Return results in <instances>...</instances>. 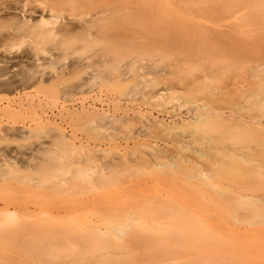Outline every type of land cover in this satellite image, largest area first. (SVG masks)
<instances>
[{
  "label": "rangeland",
  "instance_id": "1",
  "mask_svg": "<svg viewBox=\"0 0 264 264\" xmlns=\"http://www.w3.org/2000/svg\"><path fill=\"white\" fill-rule=\"evenodd\" d=\"M94 1L0 23V264H264V0Z\"/></svg>",
  "mask_w": 264,
  "mask_h": 264
},
{
  "label": "bare ground",
  "instance_id": "2",
  "mask_svg": "<svg viewBox=\"0 0 264 264\" xmlns=\"http://www.w3.org/2000/svg\"><path fill=\"white\" fill-rule=\"evenodd\" d=\"M1 1V0H0ZM3 1V0H2ZM38 1V3L37 4H32V2H30V0H9V1H7V2H5V1H3V2H0V23H1V25H2V23H9L10 24V26H12V28H14V32L13 33H11L10 35H7V36H5L6 38L3 40V41H10V42H8V43H10V44H12L13 42L14 43H16V41H22V39H26V38H30L31 40H30V42H32V44H34V42H35V40L36 39H39L40 37H42V36H45V35H49L50 33L52 34H54V33H61V32H63L64 33V31H62L61 30V27L59 28V26L57 27V25H60L59 23H63V18L65 17L64 15L67 13V16H68V14L70 15V17L72 16V18L75 16H79L78 17V19L80 18V17H82V19H83V17L85 16V15H89V13L91 14V17H90V19H87V18H89V17H87V18H85V19H87V21L85 20V19H83V20H85V22L86 23H89V24H91V22H92V24L94 23V20H96V19H98V18H100L101 19V17H102V13H103V15L105 14V18H106V13H109V15H110V12H107V9L105 10L104 8H110V7H114V6H110V5H108V7L106 6H103V9H101V10H98L97 9V13H98V15H99V17L98 16H96V15H94L91 11H89L88 13H85V12H83V13H85V14H81V13H77V15H76V12H78V10L79 9H81L82 8V6L84 5V6H86L85 4H86V2H83V0H37ZM102 1H104V0H102ZM120 1H122V0H120ZM125 1V0H124ZM93 2L94 3H96L94 0H93ZM93 2H91V3H93ZM106 2V1H105ZM110 1H108V3H109ZM113 2V1H112ZM111 2V3H112ZM126 2H127V0H126ZM83 3V4H82ZM88 3V2H87ZM116 3H119L118 1H116ZM122 3H124V2H122ZM33 5H36V6H34L33 7ZM88 5V4H87ZM99 5V4H98ZM103 5V4H102ZM122 5V4H121ZM124 5V4H123ZM122 5V6H123ZM126 5V4H125ZM124 5V6H125ZM128 5V4H127ZM32 6V7H31ZM110 6V7H109ZM120 7V6H119ZM39 8H40V10H39ZM118 8V7H117ZM116 8V9H117ZM93 9H95V8H93ZM100 9V8H99ZM113 9V8H112ZM113 10V11H116V13H117V10ZM120 9V8H119ZM80 11V10H79ZM108 11H110V10H108ZM112 11V10H111ZM113 11H112V13H113ZM119 12V14H121L122 12H120V11H118ZM111 13V14H112ZM126 13V12H125ZM175 13V12H174ZM80 14V15H79ZM96 14V13H95ZM128 14V13H127ZM90 16V15H89ZM101 16V17H100ZM115 16V15H114ZM113 15H112V17H114ZM74 17V18H75ZM125 17H126V15H125ZM68 18V17H67ZM73 18V19H74ZM111 18V17H110ZM65 19V18H64ZM71 19V18H70ZM81 19V18H80ZM99 19V20H100ZM124 20L125 19H127V18H123ZM103 20V19H102ZM189 20V19H188ZM106 21H109V19H107ZM190 21V20H189ZM65 22V21H64ZM96 22V21H95ZM124 22V21H123ZM126 22H127V20H126ZM183 23H185V22H183ZM195 23V22H194ZM202 23V22H201ZM65 24V23H64ZM181 24V23H180ZM187 25L186 26H190V25H188V23H186ZM200 24V23H199ZM5 25V24H4ZM86 25H88V24H86ZM192 25H194V24H191V26ZM196 25V24H195ZM198 25V24H197ZM9 26V27H10ZM91 26H93V25H91ZM174 26V25H173ZM203 26V25H202ZM205 26V25H204ZM208 26V25H207ZM90 27V26H89ZM199 28L201 27V26H198ZM209 27V26H208ZM60 30H59V29ZM197 28V26H195L194 27V29H196ZM203 28V27H202ZM199 30V29H198ZM202 30V29H201ZM11 31H13V30H11ZM87 32V31H86ZM90 33H91V30H90V32L89 33H87V34H89V36H91L90 35ZM42 38H40L39 40H36V42L38 43V42H40V40H41ZM34 41V42H33ZM6 42H4V43H6ZM35 42V43H36ZM3 43V42H2ZM4 43H3V46H4ZM37 43H36V45H37ZM7 44V43H6ZM9 44V45H10ZM8 45V44H7ZM6 45V46H7ZM40 45V44H39ZM34 46V45H33ZM37 47H39V46H37ZM34 50H36V51H38L37 49H36V47H35V49ZM36 51H34V52H36ZM9 52L10 51H8L7 50V52H5L4 54H3V52H1L2 54H0V63H1V66H0V71L2 72L1 74H0V76H3V77H5L4 75H9V73H11L12 71H13V68L15 67L14 65V63L15 62H17V61H14V63L12 62V59H18L19 60V62L22 60V59H33L32 57H34L37 61H40V59H41V57L39 56V52L38 53H36V55H35V53H34V56H32V55H27V54H25L24 53V55L22 54H20L19 56H17V54H16V56H12V55H10L9 54ZM33 52V51H32ZM11 53H12V51H11ZM29 54V53H28ZM32 54V53H31ZM14 55V54H13ZM2 58V59H1ZM35 59H33V60H35ZM32 60V61H33ZM3 64V65H2ZM39 64V63H38ZM2 67V68H1ZM12 76V75H11ZM11 76H10V78H11ZM3 77H1V78H3ZM7 79V78H6ZM8 80H10V79H7V80H5L6 82L8 81ZM2 81H3V79H2ZM9 82V81H8ZM7 82V83H8ZM5 84V85H8V84ZM1 84H2V82H1ZM3 84V85H4ZM10 88H11V85H8ZM13 86V85H12ZM1 87V86H0ZM16 87V86H15ZM14 87V88H15ZM7 86H6V92H7ZM3 89V88H2ZM9 89V88H8ZM1 90V89H0ZM10 90V89H9ZM24 90H25V88H24ZM12 91V90H11ZM10 91V92H11ZM17 92H18V89L16 90ZM9 92V91H8ZM13 92V91H12ZM2 97V96H1ZM10 98V97H9ZM15 98V97H14ZM0 100H1V98H0ZM6 100V99H5ZM4 101V100H3ZM7 101V100H6ZM16 101V100H15ZM14 103V102H13ZM16 103V102H15ZM8 105H9V103H8ZM8 107V106H7ZM10 108V107H9ZM1 109V108H0ZM13 109V108H12ZM4 110V109H3ZM2 109H1V111H3ZM205 110H206V107H205ZM163 115V114H162ZM168 116H167V118L168 119H170L169 120V122L167 121V123L168 124H170V125H168V126H166L167 124L164 122V125L163 126H165L166 128L167 127H171L173 124L175 125L176 124V126H177V124L178 125H185V124H196V123H198V122H200L202 119H203V117H205L204 115L205 114H203L202 112L200 113L199 111H197V112H195V113H193V112H191V111H188L186 114H179V112H178V115H177V112L175 113L174 111H172V112H170L169 111V114H167ZM209 115V114H208ZM144 117V115H141L140 117ZM156 117H158V116H156ZM163 117V116H162ZM161 117V121H163V118ZM144 119V118H143ZM160 120H159V122H160ZM164 120H167L165 117H164ZM176 120H179L178 122H176ZM253 121H255V122H253L256 126H258L260 129H262V128H264V122H261L260 121V119L259 120H253ZM156 122H158V119H157V121ZM158 122V123H159ZM157 123V124H158ZM163 123V122H162ZM156 124V125H157ZM173 125V126H174ZM160 126H162V125H160ZM159 126V127H160ZM162 126V127H163ZM158 127V126H157ZM257 127H255V129H256ZM256 133H257V131H256ZM263 135V134H262ZM61 136V135H60ZM60 136H59V138H60ZM64 136V138L66 137L65 135H62L61 137H63ZM264 136V135H263ZM259 137V136H258ZM261 137V136H260ZM259 137V138H260ZM58 138V139H59ZM63 139V138H62ZM65 140V139H64ZM60 141V140H59ZM62 143H64V142H62ZM61 143V144H62ZM66 144V141H65V143L64 144H62V146H64ZM184 144V143H183ZM71 146V145H70ZM66 147V146H65ZM69 147V146H68ZM70 149V148H69ZM49 151H51V150H49ZM62 151H64V150H62ZM69 151V150H68ZM73 152V151H72ZM49 153H52V152H49ZM81 153V152H80ZM75 154V153H74ZM63 155V157L64 156H66V154H62ZM85 156H86V154H85ZM68 157V156H67ZM83 157H84V155H83ZM54 158V157H53ZM60 158V157H59ZM65 159H67L66 157H64ZM80 158V157H79ZM87 158H89V157H87ZM86 158V159H87ZM81 159V158H80ZM79 159V160H80ZM74 160V159H73ZM77 160V159H76ZM93 160V159H92ZM58 161V160H57ZM73 162V161H72ZM72 162H71V165H72ZM77 162H79L80 163V161H77ZM12 163V162H11ZM14 163V162H13ZM78 163V164H79ZM81 163H82V161H81ZM80 163V164H81ZM16 163H14V165H15ZM55 164V163H54ZM77 163H76V166L78 165ZM86 164V163H85ZM75 166V165H74ZM11 167V166H10ZM64 167V166H63ZM72 167V166H71ZM78 167V166H77ZM79 167H81L80 165H79ZM65 168V167H64ZM79 170V169H78ZM78 170H76V171H78ZM71 172H72V170H71ZM85 172H86V170H85ZM84 173V172H83ZM206 173V172H205ZM204 172L203 173H201V172H199V173H197V175H198V177L200 176H202L203 177V180H205L204 179V176H205V178H207L208 177V175H207V177H206V174H205ZM188 174H189V172H188ZM189 176V175H188ZM197 177V176H196ZM205 181H208V179H206ZM211 184V183H210ZM214 184V183H213ZM240 197H242V196H240ZM243 197H245L246 198V200H250V199H260V198H255V197H251V196H243ZM242 197V199H244ZM140 200V199H139ZM143 200V199H142ZM141 201V200H140ZM159 205V204H158ZM162 205V204H161ZM149 207H147L146 208V210L148 209ZM152 208V207H151ZM153 209V208H152ZM160 209V208H159ZM158 209V210H159ZM156 210V209H155ZM149 210H147L146 212H148ZM151 212V211H150ZM159 212H160V210H159ZM133 213V212H132ZM136 213V212H135ZM131 214V213H130ZM134 215V214H133ZM138 218V217H137ZM182 219V218H181ZM138 220V219H137ZM135 224V223H134ZM128 226H132V224H127V225H125V228L123 227V228H121V227H118V226H115V229L114 230H116L117 231V233L118 234H124V235H126L125 233V229H126V227H128ZM139 230V229H138ZM142 230V229H141ZM195 230V229H194ZM110 231V230H109ZM182 231V230H181ZM41 232V231H40ZM111 233V232H110ZM33 234H34V232H33ZM78 234V233H77ZM105 238H107V237H105ZM115 238V237H114ZM131 238V237H130ZM108 239H110V238H108ZM61 240V239H60ZM105 240H107V239H105ZM104 240V243L106 244V241ZM121 240V239H120ZM190 240V239H189ZM108 242H109V240H107ZM118 243V242H117ZM116 243V244H117ZM188 243V242H187ZM156 243L154 242V245H155ZM180 244V243H179ZM182 244V243H181ZM120 245H122V244H120ZM102 246V245H101ZM104 246L105 245H103V248H104ZM120 247V246H119ZM108 248V247H107ZM179 248V247H178ZM190 248V247H189ZM35 249V248H34ZM106 249V248H105ZM115 249H117V247L115 248ZM203 249V248H202ZM96 250H97V248H96ZM127 250V249H126ZM95 251V250H94ZM124 251V250H123ZM193 251V250H192ZM90 253V252H89ZM93 253V252H92ZM151 253V252H150ZM260 253V252H259ZM189 254V253H188ZM106 258V257H105ZM103 259V258H102ZM104 260V259H103ZM184 261V260H183ZM206 263V262H205ZM207 264V263H206Z\"/></svg>",
  "mask_w": 264,
  "mask_h": 264
}]
</instances>
